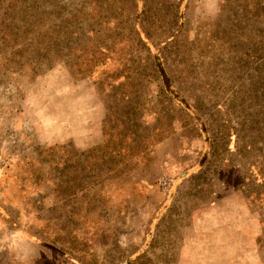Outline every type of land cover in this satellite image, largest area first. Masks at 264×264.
<instances>
[{
  "label": "rangeland",
  "instance_id": "obj_1",
  "mask_svg": "<svg viewBox=\"0 0 264 264\" xmlns=\"http://www.w3.org/2000/svg\"><path fill=\"white\" fill-rule=\"evenodd\" d=\"M261 35L264 0H0V264H264Z\"/></svg>",
  "mask_w": 264,
  "mask_h": 264
},
{
  "label": "trees",
  "instance_id": "obj_2",
  "mask_svg": "<svg viewBox=\"0 0 264 264\" xmlns=\"http://www.w3.org/2000/svg\"><path fill=\"white\" fill-rule=\"evenodd\" d=\"M250 44H252V47H247L248 49H246L245 52L243 53L246 57L241 59V63L238 64L236 70L239 73L243 72V74H246L248 76L255 75L253 80L254 93L251 97L247 95V98L248 100L257 101L260 104V106L258 110L250 109L248 111L244 108L240 109V112H243L247 114L249 117H251V125L253 126L252 127L253 135L251 137L253 138L252 140L247 139L248 132L245 133L244 130L239 131L242 134L238 135V132L234 134V138L238 139L242 149L238 150L236 147H234L233 151L239 153L240 155H244L246 152L250 151V149H252V144L254 145L258 144L256 143V141H259L260 139H264V36L261 35L259 42L248 43V46H250ZM153 74H156L157 76V71L154 70ZM161 76L163 77L164 73H161ZM246 90L248 94L249 89L246 88ZM231 106L235 107L236 105L234 106L232 103H230V105L226 109L227 117L230 116V110L232 109ZM192 108L194 109L195 106H193ZM195 118L200 122V117H198V115H196ZM237 123L238 121L236 122V124ZM232 126L236 129L235 125ZM230 143L232 142H229V147H230ZM211 148L218 149V141H214L211 144ZM260 167L264 168V155L262 156ZM260 175H262V181H264V174H260ZM75 264H82V263L80 261H77Z\"/></svg>",
  "mask_w": 264,
  "mask_h": 264
}]
</instances>
